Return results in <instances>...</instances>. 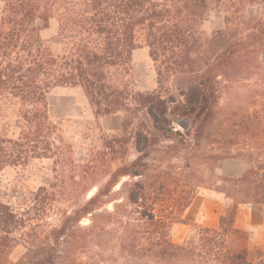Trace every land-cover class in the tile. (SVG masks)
<instances>
[{
	"label": "trees",
	"instance_id": "trees-1",
	"mask_svg": "<svg viewBox=\"0 0 264 264\" xmlns=\"http://www.w3.org/2000/svg\"><path fill=\"white\" fill-rule=\"evenodd\" d=\"M3 1L0 118L3 110L17 107L18 132L9 135L10 125L0 124V172L52 159L67 175L61 181L63 200L73 197L70 183L85 192V199L43 237L35 228L54 197L46 188L33 195L41 210L19 212L0 201V264H7L19 241L25 253L14 264H264L249 233L236 227L238 206L264 207V140L256 141L255 153L231 155L228 150L201 157L209 165L240 157L246 169L239 177L220 178V186L210 185L224 196L227 208L216 228H200L182 243L172 241L171 225L183 221L180 214L196 190H183L168 202L163 189L169 174L153 165L162 158L160 144L182 136L175 117L190 121L185 131L196 125L194 145L200 146L214 121L221 89L246 80L264 52V0ZM222 5L237 15L251 6H259L261 13L248 20L227 16L223 30L203 37L209 12ZM53 18L59 21L54 42L64 45L56 55L41 36ZM139 41L157 66L159 90L174 79L180 100L130 89ZM55 87H80L96 116L122 115V134L105 147L113 151L116 142L131 143L136 158L116 168L101 186L95 182L100 172L96 157L76 164L71 144L48 117L46 97ZM241 136L237 130L229 133L230 145ZM122 178L128 181L121 184L119 197L113 190ZM83 220H88L86 226H81Z\"/></svg>",
	"mask_w": 264,
	"mask_h": 264
},
{
	"label": "rangeland",
	"instance_id": "rangeland-1",
	"mask_svg": "<svg viewBox=\"0 0 264 264\" xmlns=\"http://www.w3.org/2000/svg\"><path fill=\"white\" fill-rule=\"evenodd\" d=\"M3 7L4 1L0 0V18ZM241 10V14L237 15L233 14L234 11L227 5L214 7L201 27L203 37H211L214 33L223 30L227 16L234 15L248 20L257 18L261 13L259 6L245 7ZM58 28L59 21L53 18L49 28L41 33L43 40L49 44L55 55L62 53L64 48L62 43L54 42ZM156 67L149 57L147 47L139 41L131 61L130 89L143 94H158L166 100L169 96L180 100L174 79L165 85V89L159 90ZM248 70L249 73L245 74L246 80H243V83L225 84L221 89V97L213 109L214 121L205 130V138L200 142V146L194 145L196 144L194 139L196 125L185 131L177 125L182 118L175 117V125L182 136H175L173 141H163L158 147V156L162 158L153 165L169 174L163 189L164 197L169 199L168 202L179 198L183 190H189V188L196 190L190 205L180 214V219L183 221L171 225L170 236L175 243H182L196 237L200 228L218 226L219 218L227 208V201L222 194L212 190L210 185L220 186V178L239 177L246 169V163L240 157L210 163L213 165L212 170L209 161H202L201 157L223 155L228 150L231 155L255 153L258 150L255 147L256 141L264 140V52L257 57L253 67L251 66ZM259 94H263L262 99L258 98ZM46 98L48 117L61 129L65 140L71 144L74 162L84 164L93 156L96 157L100 172L95 182L99 186L108 180V175L116 168L136 158L131 143L121 145L116 142L113 144V151L105 147V144L122 134L121 114L96 116L80 87H55L49 91ZM16 108L10 107L1 113L0 124L6 122L10 125L9 135L18 132ZM141 121L140 117L135 125L139 126ZM234 130L241 132L242 136L237 144L230 145L231 140L228 134ZM260 150H264V147ZM187 166L190 168L188 169ZM62 180L67 181V175H61L52 159L32 160L27 165L6 167L0 172V201L19 212L34 207L36 210H41L37 204L35 205L33 195L40 188H46L54 197L48 202L45 215L39 218L40 226L35 228V231L41 237L47 236L52 229L60 225L65 212H70L85 199V192L75 189L70 183L69 190L72 189L73 197L69 201L63 200L60 195L63 192ZM126 181H128L127 178H122L119 185L114 188L113 192L117 196H123L120 186ZM246 205L238 206L239 209L245 208L247 212L244 219L249 217L257 225L261 221L264 223V215L261 216L260 209L252 206L255 204ZM108 208L111 209V206ZM36 210L32 213L34 214ZM87 224L88 220L81 222V226ZM250 240L252 245L260 251L259 247L253 243L251 235ZM24 253L25 248L19 241L10 250L6 263H16Z\"/></svg>",
	"mask_w": 264,
	"mask_h": 264
},
{
	"label": "crops",
	"instance_id": "crops-1",
	"mask_svg": "<svg viewBox=\"0 0 264 264\" xmlns=\"http://www.w3.org/2000/svg\"><path fill=\"white\" fill-rule=\"evenodd\" d=\"M244 206L247 205H243L242 207ZM252 206H254L256 209H260L261 216L264 215L263 206L261 205H252ZM245 213H247L245 208L237 209V215H236V223L238 225L237 227L241 230L247 231L251 235V239L253 243L256 244L259 247L261 253L264 254V223L261 221L257 225L249 217H246V219H244Z\"/></svg>",
	"mask_w": 264,
	"mask_h": 264
},
{
	"label": "water",
	"instance_id": "water-1",
	"mask_svg": "<svg viewBox=\"0 0 264 264\" xmlns=\"http://www.w3.org/2000/svg\"><path fill=\"white\" fill-rule=\"evenodd\" d=\"M177 125L183 130H187L190 127V121L188 119H182L177 122Z\"/></svg>",
	"mask_w": 264,
	"mask_h": 264
}]
</instances>
